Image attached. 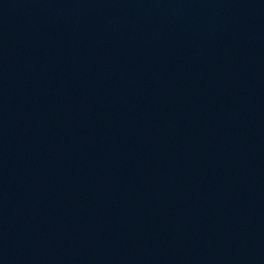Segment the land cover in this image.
<instances>
[{"label":"water","instance_id":"water-1","mask_svg":"<svg viewBox=\"0 0 264 264\" xmlns=\"http://www.w3.org/2000/svg\"><path fill=\"white\" fill-rule=\"evenodd\" d=\"M0 264H264V0H0Z\"/></svg>","mask_w":264,"mask_h":264}]
</instances>
